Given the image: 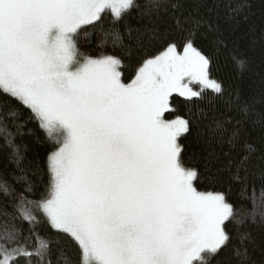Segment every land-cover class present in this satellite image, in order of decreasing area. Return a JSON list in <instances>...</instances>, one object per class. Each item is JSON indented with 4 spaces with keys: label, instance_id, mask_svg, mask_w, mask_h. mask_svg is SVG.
<instances>
[{
    "label": "snow or ice",
    "instance_id": "obj_1",
    "mask_svg": "<svg viewBox=\"0 0 264 264\" xmlns=\"http://www.w3.org/2000/svg\"><path fill=\"white\" fill-rule=\"evenodd\" d=\"M149 3L166 10L168 0ZM137 7L136 0H0V93L29 110L52 146L48 182L38 198H30L37 193L27 177L16 178L23 181L19 190L0 180V192L11 197L13 208L0 212L5 217L0 264H19L21 257L29 264H52L51 242L34 230L41 218L77 244L75 264H220L224 253L232 264H254V238L240 226L257 223V190L241 173L260 168L253 163L257 149L241 143L239 130L224 140L225 121L215 120L212 131L227 144L229 159L216 172L206 160L202 173L190 165L183 141L193 129L200 134L207 114L189 109L179 115L174 107V94L195 104L209 90L224 92L210 76V58L196 45L201 21L190 17L189 28L177 21L182 50L167 42L142 60L130 80L121 54L80 49L89 29H99L98 48L123 49L119 24ZM143 38L151 43L160 37L155 28H146ZM237 62L243 68L244 61ZM240 111L252 110L244 104ZM0 132L19 163L21 149L2 122ZM209 156L219 159L215 152ZM220 171L242 183L241 198L251 202V210L237 207L225 191L200 190L202 180L223 185ZM259 215L264 225V211ZM18 221L33 226L27 235Z\"/></svg>",
    "mask_w": 264,
    "mask_h": 264
},
{
    "label": "trees",
    "instance_id": "obj_2",
    "mask_svg": "<svg viewBox=\"0 0 264 264\" xmlns=\"http://www.w3.org/2000/svg\"><path fill=\"white\" fill-rule=\"evenodd\" d=\"M180 6L173 8L172 4ZM137 8L120 22L119 27L123 37L124 48L106 46L104 49L97 45L101 39L99 29H89V36L80 39L82 52L96 54L107 51L113 54H121L125 59V78L134 77L137 67L146 57L156 55L162 51L167 42H176L182 50L183 28L192 26L190 17L194 16L201 21L197 31L196 45L211 60L210 76L218 80L224 89L223 95L214 94L209 90L203 101L188 104L184 97L174 94V107L176 114L186 115L189 109L198 112L203 109L207 114L202 118L200 134L193 129L183 141L186 157L190 158V165L198 167L203 173L206 160H211V171L223 169L229 157L224 155L228 151L227 144H221L219 134L212 130L215 128V120L225 121L226 132L223 139L227 140L231 134L239 130L241 143L252 144L257 152L253 156V163L260 168H251L241 176H246L245 183L255 186L257 190V223H247L240 226V232L251 231L254 244L250 246L254 264H264V225L260 224L261 211H264V199H261V189H264V0H168L166 10L153 9L149 0H136ZM147 13V14H145ZM112 23L109 13L104 18L103 26L107 29ZM146 28H155L159 33V39L148 43L143 38ZM238 60L244 61V66L238 64ZM239 97V99H237ZM211 101V103H209ZM247 104L251 112L245 114L240 108ZM15 111L16 115H8ZM174 118L172 116L169 117ZM0 122L7 125V131L11 133L13 143L21 149L19 163L13 155L12 147L7 143L5 133L0 132V180H7L14 188L19 190L23 181L17 177H27L35 185L37 196L44 193L48 182L47 156L52 151L51 142L45 132L39 127L38 122L31 119L28 109L18 104L5 94L0 93ZM239 146L233 155L239 152ZM215 152L219 159H213L209 153ZM207 174V173H205ZM223 185H210L202 180L200 190L225 191L229 200L237 207L244 204L249 210L252 204L249 200L241 198L242 183L231 179L227 171H220ZM251 187H249V195ZM12 212L11 197L0 192V212ZM5 217L0 215V221ZM17 227L24 230V235L33 226L27 221H18ZM234 240L237 243L236 231L232 225ZM34 230L40 236L51 242L52 264H65V257L72 264L79 258L77 244L68 236L57 233L41 218ZM34 242V241H33ZM220 264H232L228 253L219 258ZM19 264H29V261L21 257Z\"/></svg>",
    "mask_w": 264,
    "mask_h": 264
},
{
    "label": "rangeland",
    "instance_id": "obj_3",
    "mask_svg": "<svg viewBox=\"0 0 264 264\" xmlns=\"http://www.w3.org/2000/svg\"><path fill=\"white\" fill-rule=\"evenodd\" d=\"M212 78V77H211ZM212 79H214V78H212ZM216 80V79H215ZM218 81V80H217ZM219 82V81H218ZM191 87H193L194 88V90H199V86L198 85H195V84H193V85H190Z\"/></svg>",
    "mask_w": 264,
    "mask_h": 264
}]
</instances>
